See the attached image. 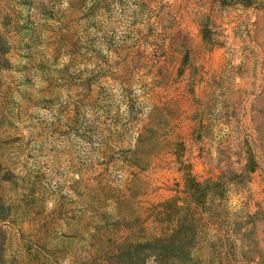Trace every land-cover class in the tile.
Listing matches in <instances>:
<instances>
[{
  "label": "rangeland",
  "instance_id": "374dc122",
  "mask_svg": "<svg viewBox=\"0 0 264 264\" xmlns=\"http://www.w3.org/2000/svg\"><path fill=\"white\" fill-rule=\"evenodd\" d=\"M0 34V264L99 263L158 232L150 203L186 171L247 156L231 254H210L211 224L193 264H264V0H0Z\"/></svg>",
  "mask_w": 264,
  "mask_h": 264
},
{
  "label": "trees",
  "instance_id": "16d2710c",
  "mask_svg": "<svg viewBox=\"0 0 264 264\" xmlns=\"http://www.w3.org/2000/svg\"><path fill=\"white\" fill-rule=\"evenodd\" d=\"M6 50V39L0 34V68L6 65L7 60L3 57ZM150 132L147 124L137 132L133 146L127 149L130 165L144 167L148 164ZM251 161L247 156V162L240 171L232 172L225 168L214 178L205 177L202 180H197L186 171L182 183H174L172 194L150 203L148 216L158 232L134 240L123 239L113 252L93 264H193L197 258L195 249L205 238V228L211 224H214L215 231H211L205 240L211 248L210 254L228 256L231 254V241L227 242L231 210L228 208L227 192L231 189V179L235 183L239 181L237 178L246 175L247 170H252ZM135 175L131 172V176ZM7 214V206L1 203L0 219ZM220 229L225 233L224 237L217 233Z\"/></svg>",
  "mask_w": 264,
  "mask_h": 264
}]
</instances>
